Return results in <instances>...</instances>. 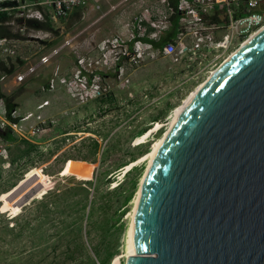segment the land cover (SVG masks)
<instances>
[{"label": "rangeland", "instance_id": "obj_1", "mask_svg": "<svg viewBox=\"0 0 264 264\" xmlns=\"http://www.w3.org/2000/svg\"><path fill=\"white\" fill-rule=\"evenodd\" d=\"M119 1L102 2L99 10L88 1L78 15L68 21H58L51 25L49 30L29 27V32L43 31L46 37L43 40L20 37L18 58L9 59L0 54V62H4L6 68L10 64L16 68L11 75L0 71V76H7L4 81H0V91L8 95L19 89L23 90L15 98L17 107L13 116L21 120L28 114H33L32 118L21 123L27 128L36 124V116H41L43 120V123L37 125L39 129L37 135L25 140L38 144L42 150L49 147L55 149L54 146H60L61 142H64L65 145H61L62 149L58 152L60 159L76 157L96 160L94 166L85 161L68 160L64 173L91 177L89 180L96 184L97 189L111 205L109 215L115 212L117 203L114 195L111 197L105 195L108 173L117 165L129 162L137 152L145 148H148V151L152 150L155 143L165 135L168 125L173 120L175 109L183 104L182 101L187 99V95L200 86L218 67L183 66L179 62L171 63L168 57L148 53L133 67L125 66L117 71L116 76H112L114 67L110 68L104 64L105 54L100 50L102 42L110 41L115 37L127 42L128 29L135 16L143 15L146 9L152 15L153 11L150 9L152 6L165 11L158 0H127L110 11V6ZM146 16L145 22L148 18ZM10 29L12 31L11 27ZM69 39H71L70 43L65 44ZM57 49V55L51 57L49 64L38 66L31 78L22 83H15L14 74L24 69L23 64H35L42 55ZM80 58H85V64H92L93 70L105 76L100 75V80L96 82L101 90V94L97 97H85L81 89L70 94L62 84H58L52 92L44 93L41 90L42 84L33 80L50 79L54 73H57L58 77L73 80L74 74L79 69L77 60ZM18 60L23 64L20 65ZM82 75L90 87L92 84L90 73L82 69ZM65 94L71 99L70 103H67ZM46 100L49 104L38 109V105ZM80 106H89V109L84 111L79 108ZM101 106L103 107L100 108ZM1 119L6 120L4 106L0 101ZM157 122L162 125V129L154 131ZM146 132L148 136L145 138ZM64 133L67 135H63ZM87 138L98 141L100 149L95 157L89 149L90 139ZM2 142L7 149L8 144L3 140ZM142 157L143 155H138L137 162L133 166L142 168V173L138 180L137 191L127 205L126 213L121 220L124 223V230L113 231V238L118 240L121 251L111 263L119 257L120 264H125L127 256L125 240L135 205L134 199L149 163L148 160L141 161ZM101 159L103 165H100ZM2 165L3 162L0 161V201L3 204L2 207L0 202V264H35L40 258L44 259L41 264H51L50 249L47 245L39 247L37 251L31 248L32 238L36 240L39 236L35 231L38 223L31 225V228H35L34 233L31 230L29 233L18 235L17 230L25 222H36L34 213L29 209L33 207L35 200L40 199L44 193L53 188L56 179L43 175L40 168L29 170L17 185L34 175L37 176L36 179H31L26 186L10 196L9 191L3 192L14 180V173L10 171V167L3 169ZM124 168L112 177L109 189L116 186L117 181L122 182ZM133 177L130 178L129 183L133 182ZM27 191L29 193L26 195ZM9 210L12 213H8ZM23 214L24 217L21 218ZM98 214L97 212L94 218H97ZM12 227L16 228L14 233L9 231ZM95 263L98 264L97 261Z\"/></svg>", "mask_w": 264, "mask_h": 264}, {"label": "water", "instance_id": "obj_2", "mask_svg": "<svg viewBox=\"0 0 264 264\" xmlns=\"http://www.w3.org/2000/svg\"><path fill=\"white\" fill-rule=\"evenodd\" d=\"M132 245L125 264H264V27L164 136L138 189Z\"/></svg>", "mask_w": 264, "mask_h": 264}, {"label": "built area", "instance_id": "obj_3", "mask_svg": "<svg viewBox=\"0 0 264 264\" xmlns=\"http://www.w3.org/2000/svg\"><path fill=\"white\" fill-rule=\"evenodd\" d=\"M88 1L99 10L100 3L107 0H0V14L7 15L5 24L12 28V34L43 40L45 33L35 30L29 32L26 22L53 25L58 21H68L73 12L79 8L84 9ZM126 1L120 0L111 5L110 11ZM158 3L164 6L165 11L152 6V15L146 9L143 15L135 16L128 29L127 42L120 37L102 42L100 50L105 54L104 64L110 68L114 67L116 74L125 66L133 67L148 53L171 58L173 62L189 67L219 66L264 27V0H177L174 7L169 6L168 0H158ZM145 16L148 17L147 22ZM167 33L171 35L161 50L154 49L149 41L144 40L148 38L158 41ZM19 38L0 37V54L9 59L18 58L21 43ZM70 40L65 44L68 45ZM57 53L58 49L42 55L35 64H23L24 69L14 74L15 83H22L31 78L38 66L49 64L51 57ZM77 65L79 69L73 80L58 77L57 73H54L48 79L47 85L42 86V92H52L58 84H62L70 94L81 89L85 97L99 96L101 90L96 82L102 76L100 72L93 70L92 64H85V58L78 59ZM82 69L90 73V87L82 75ZM6 78V75H2L0 81ZM48 104L47 100L43 101L37 108L42 109ZM32 117L33 114H28L16 123L1 119L0 131L10 130L22 139L34 137L39 131L37 125L43 123L41 116H36L37 122L30 128L21 124ZM8 158V150L0 138V161L3 162V169L10 167Z\"/></svg>", "mask_w": 264, "mask_h": 264}, {"label": "trees", "instance_id": "obj_4", "mask_svg": "<svg viewBox=\"0 0 264 264\" xmlns=\"http://www.w3.org/2000/svg\"><path fill=\"white\" fill-rule=\"evenodd\" d=\"M176 1L168 0L169 6L174 7ZM81 10L82 8L76 9L71 18L78 15ZM7 19L6 14H0V37H21L18 34L11 33L10 27L5 25ZM26 25L28 28L43 30H49L51 27L50 24L34 21H28ZM170 35L171 33H167L158 41L149 40L148 38L144 40L149 41L154 49L161 50ZM18 62L20 65L23 64L22 61L18 60ZM15 69L13 64L6 68L4 62H0V71L5 72L7 75L14 73ZM100 74L105 77L103 73ZM113 76H116V72ZM47 83L48 79L42 82V86H46ZM22 91L19 89L8 95L0 91V101L3 103L5 118L8 122L16 123L19 120L18 117H14L12 114L17 107L15 98ZM0 138L8 144V162L10 171L14 173V180L10 182L3 193L14 188L32 169L40 168L43 175L56 179L53 188L44 193L40 199L35 200L33 207L29 209L30 212L34 213V221L36 222H25L20 225L17 234L23 235L31 232V230L34 233L35 228H31V225L38 223L35 231L39 233V236L36 240L32 238L31 248L33 251H37L39 247L47 245L50 249L51 264H96L95 261L98 264H110L111 260L121 251L118 240L113 238V231L119 229L122 232L124 230V223L121 220L126 213L127 205L137 191L142 168L132 167L123 175L122 182L117 181V185L109 189L111 179L119 170L136 161L138 155L144 156L147 154L149 152L148 148L137 152L135 156L130 158L129 162L117 165L112 172L108 173L105 195L109 197L114 195L117 203V209L109 215L111 205L97 189L96 184L89 180L91 177L86 178L64 173L68 160L85 161L92 166H94L96 160L76 157L60 159L58 152L65 145L64 142H61L60 146H54L55 149L49 147L42 150L41 146L34 142L18 139L10 130L0 131ZM87 139H90L89 149L95 157L100 149L98 141L93 138ZM49 162L51 163L48 166L43 167ZM100 165H103V159L100 160ZM131 177H133V182L129 183ZM1 205L3 207L2 202ZM97 212L99 214L97 218H94ZM24 214L20 217L23 218ZM45 225L48 227H45ZM15 230L16 228L12 227L9 231L14 233ZM49 240H52V242H49ZM43 262L44 259L40 258L35 264Z\"/></svg>", "mask_w": 264, "mask_h": 264}, {"label": "bare ground", "instance_id": "obj_5", "mask_svg": "<svg viewBox=\"0 0 264 264\" xmlns=\"http://www.w3.org/2000/svg\"><path fill=\"white\" fill-rule=\"evenodd\" d=\"M203 84V83H202ZM201 84V85H202ZM198 86L194 91L190 92V94L187 95V99L185 101H182L183 104L179 105L176 109H175V112H174V116H173V120L170 122V124L168 125V128L166 130V133L168 132V130L171 128V126L174 124V122L176 121V119L178 118V116L181 114V112L184 110V108L186 107V105L189 103V101L193 98V96L195 95L196 91L201 87ZM160 129H162V125L160 123H156L155 125V128H154V131H159ZM165 133V135H166ZM164 135V136H165ZM148 136V133H146L145 135V138ZM164 136L161 137L154 145V147L152 148V150H150L147 154H145L142 158H141V161H145V160H148L149 163L148 165L150 164V162L152 161L158 147L160 146L161 142L163 141L164 139ZM137 161H134L130 164H128L125 168H124V173H126L128 170H130L135 164H136ZM142 182H143V179H142ZM141 182V183H142ZM141 185V184H140ZM137 198H138V192H137V195H136V198L134 199V209L131 213V222H130V225H129V228H128V231H127V235H126V240H125V248H126V251H127V256H130V255H133V245H132V223H133V218H134V213H135V209H136V204H137ZM126 256V257H127ZM119 258V257H118ZM118 258L114 259L112 261L111 264H120Z\"/></svg>", "mask_w": 264, "mask_h": 264}, {"label": "crops", "instance_id": "obj_6", "mask_svg": "<svg viewBox=\"0 0 264 264\" xmlns=\"http://www.w3.org/2000/svg\"><path fill=\"white\" fill-rule=\"evenodd\" d=\"M26 59V58H25ZM169 61L172 63V59L171 58H169ZM182 64V63H181ZM183 66H186V65H184V64H182ZM113 76V75H112ZM34 81H37V82H39L40 84H42V82L44 81L42 78H35V79H33ZM65 96H66V100L68 101L67 103H70V101H71V99L69 98V96H67L66 94H65ZM103 106H101L100 108H102ZM79 108H81L82 110H84V111H86V110H88L89 109V106H80ZM100 108H98V109H100ZM63 135H67V133H64ZM54 139V138H53ZM8 213H12V211L11 210H9L8 211Z\"/></svg>", "mask_w": 264, "mask_h": 264}]
</instances>
